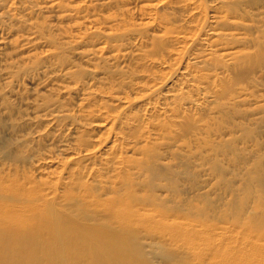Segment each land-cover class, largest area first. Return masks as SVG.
Segmentation results:
<instances>
[{
	"label": "bare ground",
	"instance_id": "obj_1",
	"mask_svg": "<svg viewBox=\"0 0 264 264\" xmlns=\"http://www.w3.org/2000/svg\"><path fill=\"white\" fill-rule=\"evenodd\" d=\"M261 69L264 0H0V115L46 142L0 163V264H264ZM227 170L248 209L198 214Z\"/></svg>",
	"mask_w": 264,
	"mask_h": 264
},
{
	"label": "rangeland",
	"instance_id": "obj_2",
	"mask_svg": "<svg viewBox=\"0 0 264 264\" xmlns=\"http://www.w3.org/2000/svg\"><path fill=\"white\" fill-rule=\"evenodd\" d=\"M249 33H251V35H256L261 33L262 35L261 29L252 30ZM9 52L10 51H8V53ZM254 80L259 90L261 92L262 91L264 92V69H261L255 75ZM33 89L34 88H32V85L26 83L25 90L28 99H31L32 96L34 95L32 94L35 93ZM39 91L38 94L40 95H44V96L48 95L42 90ZM4 107H6L8 110L6 111V116L0 115V153L3 154V157L0 155V163L4 164L6 168L13 166L16 163L17 165H21L20 164L21 162H18L21 157L27 159L25 162L22 163H30L31 162L30 157L33 156L34 154L36 155L37 153L40 152L46 153L45 152L46 142L43 139H38L33 131L28 129L27 126H24V121L27 119V117L31 116V110H28L27 106H24L19 102L14 101L13 99L12 101L8 100L7 104L4 105ZM0 110H1V106H0ZM263 125L264 124H259V126H255L257 127V133H255V136L259 142H261L262 139L264 138V134L262 133L261 130ZM254 131L255 129L250 128L246 131V134L253 136L254 134L252 133H254ZM47 150L52 151L54 156H56L59 159L65 158L64 154L62 152H59L55 147L47 148ZM181 161L183 162V164H185V167L189 168L188 160L186 158L185 159L182 158ZM189 171L191 172L190 174H191L192 186L195 185H197L196 187L202 186L201 183L204 180V178L199 176L200 172L199 171L196 172L191 168H189ZM232 173L233 172L230 173L228 171L226 173V176L222 178L221 181L222 187L220 188L221 193L219 195L213 196L209 193H204L207 194L208 196L207 195L203 196V198H200L198 202H195L193 204L198 214L206 211L208 206L219 207L220 210L219 209L217 210L218 214L220 212H223L222 210L226 209L229 205H232L234 208L238 210L239 208L243 209L244 207L248 209V206L245 205V203H247L245 201L246 199H244V196L246 195V190H243L242 185H241V190H240V186L236 185L234 187L235 176ZM182 176H180V178H183ZM158 182L159 180H156L155 184L157 185ZM167 182L169 183V181ZM179 186H181V188H185V185L184 184L182 185V183H180ZM227 186L230 187L227 188ZM184 190L187 191V189ZM157 192L159 193V190ZM175 205L180 206V208H184V206L179 205V203H175L174 205L171 203L167 207L171 208ZM223 214L224 213H222V215ZM149 248L152 255L153 254L157 255L161 251V249H159L156 244L151 245Z\"/></svg>",
	"mask_w": 264,
	"mask_h": 264
}]
</instances>
